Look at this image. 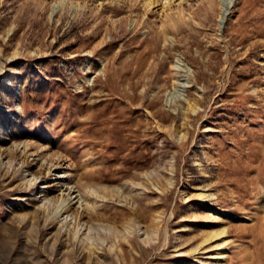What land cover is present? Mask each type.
Wrapping results in <instances>:
<instances>
[{
  "label": "rangeland",
  "instance_id": "1",
  "mask_svg": "<svg viewBox=\"0 0 264 264\" xmlns=\"http://www.w3.org/2000/svg\"><path fill=\"white\" fill-rule=\"evenodd\" d=\"M0 154V264H264V0H0Z\"/></svg>",
  "mask_w": 264,
  "mask_h": 264
},
{
  "label": "bare ground",
  "instance_id": "2",
  "mask_svg": "<svg viewBox=\"0 0 264 264\" xmlns=\"http://www.w3.org/2000/svg\"><path fill=\"white\" fill-rule=\"evenodd\" d=\"M153 3V2H152ZM225 19H226V9H223V11H221V13H220V17H219V23H220V25H222L224 22H225ZM28 149V148H27ZM42 150V149H41ZM39 154V153H38ZM32 155V154H31ZM5 158H3V155L2 154H0V165L3 167L4 165H5V161H3ZM44 161H49V160H46V159H44ZM8 164V163H7ZM54 165V164H53ZM59 165V164H58ZM51 167H52V165H51ZM57 168V167H56ZM52 169V168H51ZM49 171H50V169H49ZM61 177V176H60ZM40 180V177H37V176H33V178L30 180L31 182H33V184L35 185L36 183H38V181ZM44 188V187H43ZM64 191V190H63ZM76 191H74L71 187H69L68 188V195H69V197H71V198H73V199H75V198H77V195H75L74 193H75ZM67 194V193H66ZM45 198H46V196H45ZM65 201V200H64ZM63 201V202H64ZM66 202H67V200H66ZM65 206H63V204H62V206H61V209H63ZM59 208V207H58ZM60 209V208H59ZM66 209V208H65ZM59 213V212H58ZM66 215V214H65ZM68 216H73V215H66L65 217H64V219L63 220H66L67 221V218H68ZM65 222V221H64ZM79 222V221H78Z\"/></svg>",
  "mask_w": 264,
  "mask_h": 264
}]
</instances>
